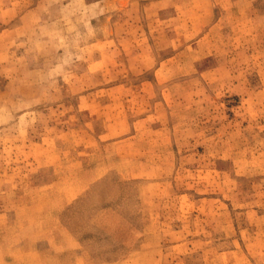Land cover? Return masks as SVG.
I'll use <instances>...</instances> for the list:
<instances>
[{
  "label": "rangeland",
  "instance_id": "rangeland-1",
  "mask_svg": "<svg viewBox=\"0 0 264 264\" xmlns=\"http://www.w3.org/2000/svg\"><path fill=\"white\" fill-rule=\"evenodd\" d=\"M0 264H264V0H0Z\"/></svg>",
  "mask_w": 264,
  "mask_h": 264
},
{
  "label": "crops",
  "instance_id": "crops-1",
  "mask_svg": "<svg viewBox=\"0 0 264 264\" xmlns=\"http://www.w3.org/2000/svg\"><path fill=\"white\" fill-rule=\"evenodd\" d=\"M118 128H120V127H104V131H102V133L99 135V137L100 138H108L107 140L110 142V143H108L107 145H110V146H115L116 148H121L123 145H126L127 143H132V141L133 140H135V139H137L138 137H140V133L137 131V127H133V128H135L136 129V131L135 132H129V134L128 135H124V136H121V135H115V136H109V133H111L112 131H116ZM123 128V127H122ZM134 144H135V142H134ZM113 153H111V154H109V155H112ZM108 170H112V169H108ZM111 172H114V171H111ZM108 173V172H107ZM116 177V176H115ZM108 178V177H107ZM107 178H104L103 180H101V182L102 181H104V180H106ZM116 178H118L120 181H123V180H121L119 177H116ZM138 178L139 177H137V176H135V175H132V176H130L129 178H128V180H129V182H134V181H137L138 180ZM87 181V180H86ZM95 181H97V179L96 178H93L92 180H90V183H93V182H95ZM88 182V181H87ZM124 182V181H123ZM58 230H59V232H60V234H62V231H61V228L59 229L58 228ZM38 243H31V245H34V246H36ZM44 246H42V247H39V248H43V247H45V248H50L49 247V245H47V243L46 242H44ZM39 248H38V250H39ZM37 250V251H38ZM52 250H54V251H58V250H62V249H54L53 247H52ZM34 256V255H33ZM34 258V257H33Z\"/></svg>",
  "mask_w": 264,
  "mask_h": 264
}]
</instances>
